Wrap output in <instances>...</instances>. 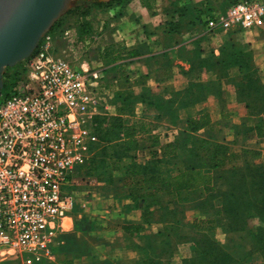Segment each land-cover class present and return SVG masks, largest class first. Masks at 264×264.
I'll list each match as a JSON object with an SVG mask.
<instances>
[{
	"label": "trees",
	"instance_id": "trees-1",
	"mask_svg": "<svg viewBox=\"0 0 264 264\" xmlns=\"http://www.w3.org/2000/svg\"><path fill=\"white\" fill-rule=\"evenodd\" d=\"M198 6L176 10L166 24L169 28L176 27L182 16L192 13L197 15L194 25L204 27L206 19H200V12L206 16L210 9L202 7V10ZM61 24V21L55 22L50 31ZM80 33L83 32L80 30ZM99 46L93 49L97 60L109 55L104 50L100 55ZM200 72L210 75V79L201 80ZM186 73L188 85L171 93L160 105L168 111L172 123L181 117L186 120V132H180L173 142L160 143L154 138L149 159L137 161L135 152L148 123L139 116L130 122L129 116H134L132 94L118 90L115 94L118 113L94 117L98 141L93 146V154L79 169L78 177L94 172L106 188L118 175L134 205L144 203L146 209L164 204L163 219L167 223L153 234L141 264H162L164 257L169 258L175 248L174 241L185 238L180 234L179 225L185 209L202 211L207 204L215 202L219 203V209L213 223L223 228L230 240L238 237L239 251L232 252L219 244L212 237L211 229H205L190 237L191 255L181 264H251L255 257L264 262V155L250 148L236 152L216 138L197 133L210 125L211 118L207 110L196 106L205 101L213 87L210 80L216 79L220 86L219 98L223 99L224 92L221 82L229 84L249 114L255 116V122L244 127V135L264 137V80L254 62L253 51L246 43L229 38L222 44L218 56L211 52L198 57ZM106 160L110 170L95 172L96 168L107 167ZM253 220L257 221L256 225L250 224Z\"/></svg>",
	"mask_w": 264,
	"mask_h": 264
},
{
	"label": "crops",
	"instance_id": "crops-1",
	"mask_svg": "<svg viewBox=\"0 0 264 264\" xmlns=\"http://www.w3.org/2000/svg\"><path fill=\"white\" fill-rule=\"evenodd\" d=\"M196 4L204 10L201 2ZM196 16L188 13L171 28L161 21L152 22V28L143 22L137 24L134 31L120 28L105 31L108 40L99 46L100 55L103 50L109 53L99 60L103 71L101 97L105 105L102 115L118 113L119 104L115 102L118 90L131 92L134 116H126L132 117L130 122L139 116L148 123L135 152L137 161L149 159L154 138L160 143L173 142L180 132H186V120L181 117L172 123L168 111L160 105L171 93L188 85L186 72L193 60L211 52L218 56L222 44L232 38L246 43L253 51L254 62L264 79V35L260 31H243L237 29L239 27L222 25L207 30L205 26L194 25ZM199 17L207 18L203 12ZM116 20L113 17L109 22ZM199 78L209 80L210 76L200 72ZM210 81L213 87L198 106L208 111L211 123L197 133L216 138L236 152L243 148L263 150L262 138L243 133L244 127L252 125L256 118L249 114L245 103L238 100L234 88L221 82L224 91L221 99L219 82L216 79ZM113 180L112 185L95 192L97 196L88 208L73 207L69 220H63V228L54 239L55 260L52 264H141L153 234L167 223L163 219L164 204L146 209L144 203L134 205L127 197V188L118 181L121 177L114 176ZM218 209V202L207 204L202 211L185 209L179 221L180 234L185 238L174 241V251L169 258L162 259V264H181L184 258L190 257V237L205 229H211L212 237L219 244L237 253L238 237L233 236L230 240L229 234L213 223Z\"/></svg>",
	"mask_w": 264,
	"mask_h": 264
},
{
	"label": "built area",
	"instance_id": "built-area-1",
	"mask_svg": "<svg viewBox=\"0 0 264 264\" xmlns=\"http://www.w3.org/2000/svg\"><path fill=\"white\" fill-rule=\"evenodd\" d=\"M206 17L207 30L222 25L250 31L264 25V3L237 0ZM53 24L31 55L4 68L2 76L0 93L11 91L0 99V264L55 258L52 245L74 206L79 169L98 141L93 121L105 109L98 72H89L91 60L75 66L57 52L55 40L93 50L99 39L71 23L50 31ZM20 63L25 78L11 84L8 77ZM66 185L72 189L64 194Z\"/></svg>",
	"mask_w": 264,
	"mask_h": 264
},
{
	"label": "rangeland",
	"instance_id": "rangeland-1",
	"mask_svg": "<svg viewBox=\"0 0 264 264\" xmlns=\"http://www.w3.org/2000/svg\"><path fill=\"white\" fill-rule=\"evenodd\" d=\"M221 1V3H217ZM233 1L237 0H67L66 7L59 17L55 20L61 21V25L72 24L76 28L81 30L83 33L94 32L93 37L99 39V44H103L108 40L106 35V29H128L136 30L135 26L142 24L143 22L147 24L149 28H152V22H166L169 16L178 9H185V6L195 5L196 3L202 4L204 9L211 10H224L226 6L231 4ZM264 3V0H260ZM209 12L206 14L208 15ZM120 16L122 18L120 19ZM116 18V21L109 22V19ZM131 27V29H130ZM233 27V26H232ZM237 28V27H236ZM240 30V28H237ZM88 30V31H86ZM253 30L260 31L264 35V25ZM114 38H117L114 35ZM58 46V53L63 57L74 63L75 66L84 67L91 60V69L89 72H98V89L103 86L101 84L103 71L101 70L100 61L95 57V50L88 49L84 44H80L77 47L69 48L67 47L65 41H63L60 36L55 40ZM26 72L24 70L23 63L15 67V72L12 73L8 80L11 84L16 79H24ZM210 76V75H209ZM263 76V75H262ZM264 80V79H263ZM11 91V88L6 92L0 93V99L5 97ZM199 108V106H198ZM261 148L259 152L264 155V137L261 141ZM108 161L106 160L107 167L96 168L95 172L102 173L110 170L108 167ZM99 175L95 176V173L85 172L82 178H78L73 187V197L74 206L81 209H86L93 203L96 193L101 192L99 189L104 188L103 182L98 178ZM63 193H69L72 189L71 186L66 185L62 187ZM66 192V193H65ZM96 192V193H95ZM94 194V195H92ZM193 214V213H192ZM67 219V218H66ZM69 220V219H67ZM252 225H256L257 221H251ZM54 249V244L52 245V250ZM26 254H23L25 256ZM256 254H254L255 257ZM253 257V258H254ZM256 258V257H255ZM251 264H264L263 261L255 259ZM53 260H42L41 262H36L32 264H52ZM3 264V263H2ZM4 264H26L23 258H11L7 260Z\"/></svg>",
	"mask_w": 264,
	"mask_h": 264
},
{
	"label": "water",
	"instance_id": "water-1",
	"mask_svg": "<svg viewBox=\"0 0 264 264\" xmlns=\"http://www.w3.org/2000/svg\"><path fill=\"white\" fill-rule=\"evenodd\" d=\"M67 0H0V90L4 68L28 58Z\"/></svg>",
	"mask_w": 264,
	"mask_h": 264
}]
</instances>
